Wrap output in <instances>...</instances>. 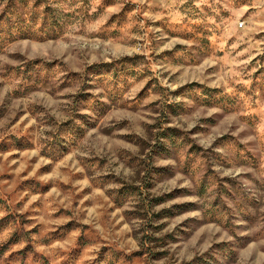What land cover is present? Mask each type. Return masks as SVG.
I'll list each match as a JSON object with an SVG mask.
<instances>
[{
  "label": "rangeland",
  "instance_id": "rangeland-1",
  "mask_svg": "<svg viewBox=\"0 0 264 264\" xmlns=\"http://www.w3.org/2000/svg\"><path fill=\"white\" fill-rule=\"evenodd\" d=\"M0 264H264V0H0Z\"/></svg>",
  "mask_w": 264,
  "mask_h": 264
},
{
  "label": "built area",
  "instance_id": "built-area-1",
  "mask_svg": "<svg viewBox=\"0 0 264 264\" xmlns=\"http://www.w3.org/2000/svg\"><path fill=\"white\" fill-rule=\"evenodd\" d=\"M244 26V24L242 23V24H240V27L242 28Z\"/></svg>",
  "mask_w": 264,
  "mask_h": 264
}]
</instances>
